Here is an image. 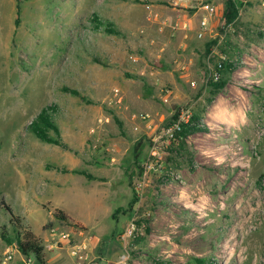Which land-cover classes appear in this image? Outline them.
<instances>
[{"label":"rangeland","instance_id":"374dc122","mask_svg":"<svg viewBox=\"0 0 264 264\" xmlns=\"http://www.w3.org/2000/svg\"><path fill=\"white\" fill-rule=\"evenodd\" d=\"M234 2L237 17L218 28L219 55L226 56L234 82L242 85L229 86L231 97L226 95L229 111L242 124L215 125L207 117L216 136L204 135L186 146L191 162L184 158L180 163L179 145L166 151V157L177 152L167 161L177 165L181 182L163 185L150 171L139 197L135 186L144 169L140 173L133 148L138 145L144 168L151 142L132 116L148 114L158 125L178 110L192 113L196 107L170 102L172 85L154 84L158 66L152 59L163 34L170 38L173 29L168 21L160 30L162 22L175 10L191 9L183 0H0V209L1 202L8 205L43 245L50 228L84 231L83 237L93 235L104 245L132 218L148 217L146 235L128 240L141 247H128L132 259L134 252L143 255L134 264H195L194 258L264 264V21L257 17L242 27L244 2ZM262 12L255 9L254 14ZM235 40L247 43L232 50ZM245 72L253 74L252 80ZM50 104L56 106L59 146L39 142L28 128ZM197 145L198 151L192 149ZM56 208L79 227L56 220ZM159 215L167 218L160 230L153 225ZM3 225L14 239L8 215L0 210V263L12 249V264H23L15 244L1 237ZM149 243L151 248H143ZM123 249L98 248L96 253L115 258ZM55 255L54 264H73L67 251L55 250Z\"/></svg>","mask_w":264,"mask_h":264},{"label":"crops","instance_id":"0c3cea01","mask_svg":"<svg viewBox=\"0 0 264 264\" xmlns=\"http://www.w3.org/2000/svg\"><path fill=\"white\" fill-rule=\"evenodd\" d=\"M213 1L215 2L216 6V12L213 15H210L206 12L204 6L202 5L203 0H183V4L186 7H189L191 10L185 11V13H183L181 10H175L170 20H162L165 23V26L169 21V24L173 26V29L170 33V38H168L166 34H163L162 39H160L161 44L155 49L156 53L152 56L153 61L157 62L158 66L153 72L156 77L154 79V84L157 85V87H160L159 84L166 82L171 84L173 95L170 102L178 106L185 105L188 102H191L190 107L205 103L203 97V94L205 93V84L201 80V72L207 67L213 68L219 61V50L221 49L220 44L222 42V37L218 35V28L220 25H222V20L224 18L223 11L225 8V0ZM241 1L244 2L241 5L242 10H240L241 12H243L240 21L242 27H249L250 25H252V23L255 22V19L257 17H259L260 20L264 21V4L262 0ZM255 9H257L258 11H263L262 14L259 13L258 16H255ZM202 19H205L207 21V24L203 29L204 32L199 35L200 31L202 30L200 28V21ZM245 43L247 42L242 43L238 40H235L232 42L231 48L232 50H235L238 47V50L236 49V51H239V48L245 47L243 45ZM226 48H229V46H227ZM211 54H213L214 58L215 56L219 55L218 59H211ZM245 75H247L249 79L252 80L253 74L246 73ZM230 80L231 81L226 85L223 92L219 93L215 97L213 103L207 108L205 112V121L206 126L209 128V133H197L191 135L189 138L191 140V143L197 144L199 141L203 140L204 135H212L214 137L216 136L214 128L211 127V123L207 119V117L209 116H211V119L216 123L215 125L231 124L238 125L239 127V125L242 124V118L232 114V112L229 111L231 99L227 98V96L231 97L232 90L229 86H242L241 83L234 82L235 70L230 75ZM198 94H200V96H198ZM213 139V141L215 142L220 141L219 138ZM236 140L238 141V139ZM227 142V147L231 150L229 140ZM192 149L198 151V149L200 148L197 145L193 146ZM184 158H186V154H184V152L178 155V160L180 161V163H184ZM63 212L71 220L78 222L70 217L65 211ZM166 221L167 218H164L163 215H159L156 216L155 220L153 221V225L155 226V228L160 230L161 228H163V225H166ZM82 233H84V231ZM47 236L48 238L45 239V242L50 239L48 233ZM73 238L77 241L87 239L89 248L91 249L92 257L94 259H100L101 261H104L105 263L103 264H111L117 256L115 258L103 257L102 254L96 253V250L98 248L140 247L137 246V243L136 245H133L132 242L130 243V241L128 240L121 241L119 239V236H116L112 241H109L104 245H102L101 240L95 241V236L93 235L83 237L78 233L77 235H73ZM151 247L152 244L149 243V245H145L143 248ZM66 248L67 247H62V249L58 251H67ZM49 256L51 259L47 260V264H52L56 261L57 256L55 255V250L53 252H50ZM21 257L22 256L20 255L19 259Z\"/></svg>","mask_w":264,"mask_h":264},{"label":"built area","instance_id":"2783aa9c","mask_svg":"<svg viewBox=\"0 0 264 264\" xmlns=\"http://www.w3.org/2000/svg\"><path fill=\"white\" fill-rule=\"evenodd\" d=\"M234 1V0H233ZM263 4H264V0ZM175 5H178V2H175ZM202 5L206 12L210 15L215 14L216 6L213 0H203ZM151 18V15L148 16ZM225 23V18L222 20V24ZM207 21L202 19L200 21V31L201 35L204 31ZM165 23L163 22L160 26V30H163ZM141 34L144 33V30L140 31ZM226 60L225 55H220L219 61L217 62V67L221 68L223 63ZM138 58L133 57L131 62L136 65L138 63ZM211 77H217L214 67H207L201 72V80L206 84ZM191 112L189 110H181L179 116L176 120H172L165 124L155 125L150 121L148 114H134L132 117L134 120L140 122L148 135V139L151 142L150 152L146 162L143 164L144 173L143 176L136 182L135 192L139 197L144 193V188L146 185V175L148 172L153 171L158 175L163 185L172 186L178 185L181 182V175L176 164H171L166 160V151L169 148H176L180 139L178 134L182 131V125L188 123L190 119ZM134 131L139 130V125L134 126ZM191 135L187 136L184 141L185 145L189 146L191 140L189 139ZM173 154L176 155L177 152L174 150ZM145 217V216H144ZM142 217V218H144ZM142 218L134 217L124 228L123 232L119 235L121 241H126L130 239L144 237L146 235V228L148 223L145 222ZM82 236V231L70 230L65 231L59 228H50L48 234L50 239L45 242V252L50 253L54 250H60L62 247H67L66 250L69 256L73 259V264H92L94 258L91 254V249L89 248V243L87 239L77 241L73 238V235ZM131 250L128 247L124 248L120 254L117 255L115 260L111 264H134L140 262L143 255L139 252H134L133 256L136 258L132 259ZM15 253L20 254V252L15 249ZM22 256L23 264H37L33 256ZM14 251L11 249L9 252L4 254V257L0 264H12L14 261Z\"/></svg>","mask_w":264,"mask_h":264},{"label":"trees","instance_id":"16d2710c","mask_svg":"<svg viewBox=\"0 0 264 264\" xmlns=\"http://www.w3.org/2000/svg\"><path fill=\"white\" fill-rule=\"evenodd\" d=\"M17 13H19V5H17ZM238 14V9L236 7V3L233 0H226L225 2V9L223 11V17L227 23H231L235 20ZM19 24V17L15 20V25L18 26ZM216 76L211 77L208 82L205 84V93H204V101L205 104L199 108V105L195 107V110L191 113L190 119L188 123H184L182 125V131L178 134L180 139L179 146L177 151L180 153L186 154V158L188 162H191L192 153L186 149L184 139L189 135H194L197 133H209V128L201 123L203 120V114L206 112L207 108L213 103L215 97L222 93L225 89L226 85L231 81L230 75L233 73V66L230 63H223L221 68L217 67V64L214 66ZM64 91H69L73 95H78V92L75 90H69L64 88ZM264 105V99H263ZM199 108V109H198ZM197 109V110H196ZM56 111V106L54 104L47 105L40 109L38 114L32 119L31 123L29 124L28 128L34 137L41 143L50 144V145H61L60 140V131L58 126L54 122V113ZM179 116V110L176 111L168 120V122L172 120H176ZM113 119L117 124L120 131H122V122L117 119L114 115ZM167 122V123H168ZM139 151L138 145H135L133 148V158L135 164L140 170V173L144 168L139 165ZM171 155H174L171 152ZM170 155V156H171ZM170 156L166 157V160H171ZM72 173L80 174L85 176L89 180H94L95 178L86 171L83 170H74ZM136 201H133V204ZM1 209L6 212L8 215V225L12 228L14 232V239L9 238L7 235V225H3L1 227L2 233L1 237L6 240L8 244L14 243L17 250L23 256H33L35 262L37 264H47L46 259V252L45 247L41 241V239L33 233L31 228L24 224V220L19 216L15 215L12 209L6 205L5 203L1 202ZM53 217L56 220L62 222H68L70 225L75 227H79V224L73 223L72 220L60 209H55L53 211ZM145 222H149L148 217L142 218ZM73 223V224H72ZM149 231V228H146ZM105 243V242H104ZM195 264H213L210 260H205L201 258H194ZM92 264H103L100 259H95Z\"/></svg>","mask_w":264,"mask_h":264},{"label":"bare ground","instance_id":"6f19581e","mask_svg":"<svg viewBox=\"0 0 264 264\" xmlns=\"http://www.w3.org/2000/svg\"><path fill=\"white\" fill-rule=\"evenodd\" d=\"M188 206H190V207H194V204H187Z\"/></svg>","mask_w":264,"mask_h":264}]
</instances>
